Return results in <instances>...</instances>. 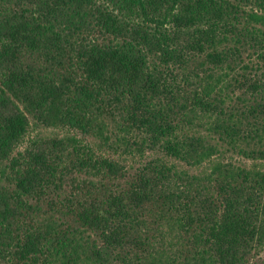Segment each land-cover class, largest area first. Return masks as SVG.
<instances>
[{"label": "trees", "instance_id": "1", "mask_svg": "<svg viewBox=\"0 0 264 264\" xmlns=\"http://www.w3.org/2000/svg\"><path fill=\"white\" fill-rule=\"evenodd\" d=\"M235 1L0 0V264H264V171L167 162L264 161V80L237 76L264 13ZM31 120L67 136L17 151Z\"/></svg>", "mask_w": 264, "mask_h": 264}, {"label": "rangeland", "instance_id": "2", "mask_svg": "<svg viewBox=\"0 0 264 264\" xmlns=\"http://www.w3.org/2000/svg\"><path fill=\"white\" fill-rule=\"evenodd\" d=\"M244 11H254L257 13H264V1L261 3L262 6L258 5L259 3H255V0H236L235 1ZM243 58H242V64L240 67H243L245 65H248V69H242L237 72V76L239 77L244 73L247 78H258L264 80V68L261 67L256 60L255 56H250L248 53H255L253 52L252 49L248 48L247 51L242 52ZM222 72H219L217 75H221ZM231 74V73H230ZM232 76H235L236 73H232ZM231 77L226 78V80H230ZM234 106H237V103L239 106L242 105L241 101L237 99V96L234 97L233 99ZM238 107V106H237ZM199 127L201 130L207 129V125L205 122H200ZM67 136V132L58 128H48L44 127L42 125L36 124L31 120V125L28 130V133L25 137V140L23 144H21V147L18 148L17 151H22L24 147L32 143L33 141H38V140H49L53 138H64ZM89 143H91V146H93L94 142L97 143L96 141H93L89 138H87ZM157 157H162V155L154 152H146L143 157H126L124 159H118L119 162L125 164L126 168L128 169L129 173H134L135 169H137L138 166L141 164L157 158ZM167 160V159H165ZM168 163L174 164L177 170L185 171L188 172L189 174L192 175H203L205 173H208L212 169V165L215 163H228L231 164L234 167H238L241 169H246V170H252V169H257L264 171V161L260 160H251V159H246L243 156L237 154L236 152L233 151H227L226 148L223 146L221 147V151L217 156H214L209 162H206L202 164L199 167L195 168H188L184 166L183 164L179 162H175L172 160H168ZM155 227V226H154ZM155 235V240L158 242V246L164 245L167 248L172 249L174 246V240H173V235L167 230L166 227L161 228V232L159 233L158 231H155L153 233ZM264 256V250L262 251V254Z\"/></svg>", "mask_w": 264, "mask_h": 264}]
</instances>
